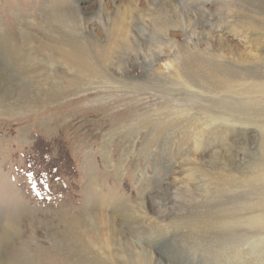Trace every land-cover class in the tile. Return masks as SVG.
<instances>
[{
    "label": "rangeland",
    "instance_id": "1",
    "mask_svg": "<svg viewBox=\"0 0 264 264\" xmlns=\"http://www.w3.org/2000/svg\"><path fill=\"white\" fill-rule=\"evenodd\" d=\"M242 1L220 0L218 5L206 3L204 7H209L206 15L213 20V24L210 19L207 22L209 29H217L225 14L233 16L227 19L232 21L239 19L238 11L245 6L255 10ZM260 1L250 0L249 3L262 5L260 10L264 12V1ZM99 2L0 0V22L18 42L16 25L19 17L43 23V19L50 16L44 13L56 5L60 9L67 8L65 11L71 5L82 6L86 13L92 14L95 10L92 7ZM189 2L188 8L195 12L194 0ZM139 9L147 12L148 8L143 4ZM135 12L131 11L134 15L131 31L144 40L143 35H151L153 31L145 19L142 30L137 31L142 18H138ZM175 27L177 48L185 46L189 39V43L196 39L190 36V32H182L178 23ZM239 28L235 27L234 32L224 35L231 45L242 38ZM129 48L125 54L130 60V71L120 77L111 76L109 82L69 85L70 91L54 95L51 100V94L44 93L43 85L31 87L28 96L34 99L18 105L20 85L14 84L11 89L9 105L5 103L0 108V229L5 223L9 228L13 227L7 243L9 251L17 248L18 264H102L100 259L70 249L66 244L68 239L61 238V233L67 232L66 225L74 222L83 225L86 219H96L97 213L102 211L107 215L124 212L136 219L150 217L163 228L157 241L168 248L169 254L151 248L155 260L168 255L180 264H264V257L253 259L256 251L246 257L237 252V247L228 249V243H231L228 239L215 241L188 230L186 226L174 228L170 225L176 216L184 219L189 212L202 211L226 200V197L195 196V200L185 203V208L175 209L172 200H178L176 195L180 192L175 182L185 178L189 157H205L204 161H207L208 155L216 150L219 151L214 155L216 160L222 155L221 151L230 149L236 139L243 138V135L245 139L251 138L258 135L259 130L252 123L248 127L237 124L231 127L232 130L224 131L221 122L208 117L218 112V103H208L215 98L198 90L195 95L191 94L190 89L174 82L180 76L172 69L163 71L158 68L164 76L154 74V80L148 81L145 78L147 70L136 62L131 63L133 55ZM249 50L254 59L260 57L263 61L239 64L227 48L214 57H200L209 60V67L216 72L226 71L234 75L249 69L251 75L258 71L263 77L264 47L256 49L253 46ZM68 76H63L65 79L57 77L67 83ZM159 121L174 123H165L159 132L155 131L156 136L149 134L153 127L159 126H153L154 122ZM250 147L252 149L246 154L239 150V162H247L256 144L252 141ZM181 190L184 198L190 199L193 192ZM252 190V187L238 188L236 194L246 195ZM195 193L200 191L196 189ZM158 202L163 203L162 213L157 210ZM120 218L115 216L117 224L124 235L130 237L132 233ZM135 237L137 244L132 248L138 252V243L146 245L145 237L143 234Z\"/></svg>",
    "mask_w": 264,
    "mask_h": 264
},
{
    "label": "bare ground",
    "instance_id": "2",
    "mask_svg": "<svg viewBox=\"0 0 264 264\" xmlns=\"http://www.w3.org/2000/svg\"><path fill=\"white\" fill-rule=\"evenodd\" d=\"M173 1L100 0L95 8L92 7L96 10L92 14L86 13L82 6L71 5L67 11V8L64 10L57 5L52 6L44 13L50 16L43 19V23L40 20H29V17H19L16 25L18 42L14 41L7 26L0 22V108L12 99L10 93L14 84L20 85L19 98L16 100L18 105L34 99L28 96L31 94V87L39 88L43 85L44 93L51 94V100L54 95H63L70 91L69 85L75 87L83 83L109 82L113 75L120 77L131 68L128 63L130 60L125 54L129 46L133 55L131 63L136 62L139 67L147 70L145 78L148 81L154 80V74L164 76L158 68H163V71L174 70L180 76L174 82L190 89L191 94L195 95V90H198L216 99L208 103H218V112L208 117L215 122H221L224 131L232 130L231 127L237 124L248 127L253 123L259 133L251 138L245 139L243 135V138L236 139L230 149L221 151L222 155L216 160L214 155L219 152L216 150L208 155L207 161H204L205 157H189V169L185 178L175 182L180 191L176 195L179 199L172 200L175 209L185 208V203L195 200V196L219 199L226 197V200L202 211L189 212L184 219L176 216L170 225L174 228L186 226L188 230L215 241L218 238L220 241L228 239V242L231 241L228 249L237 247V252L246 257L256 251L257 255L253 259L263 258L264 76H260L258 71L256 75H251L249 69L234 75L226 71L216 72L209 67V60L200 57H214L223 48H227L239 64H257L263 61L260 57L254 59L249 50L253 46L256 49L264 47V12L260 10L262 5H251L250 0H243V4L255 7V10H249L245 6L238 11L239 19L232 21L227 19L233 16L225 14L228 18H221V25H217V29L212 31L207 26L209 19L213 24L211 17L206 15L209 7L204 6L206 3L218 5L220 0H194L192 5L195 12L188 8L189 0H175V5ZM142 3L148 8L147 12L139 9ZM132 10L136 11L138 18H142L137 31L142 30L141 25L145 23V19L154 34L143 35L144 40L139 35L135 34V37L132 34ZM176 23L182 32H190V36L196 39L193 41L190 37L193 42L189 43V39L185 46L177 48L174 42L176 35L173 33L177 29ZM235 27H240L242 38L231 45L224 35L235 30ZM53 72L60 78L69 75L66 78L67 83L62 82ZM165 123L168 122H154L153 126H159L153 127L149 134L156 136ZM252 141L256 144L252 155L247 162H239V150L246 154V151L252 149ZM248 187L253 188L252 193L236 194L238 188ZM181 188L186 192H193L192 198H184ZM196 189L200 193H195ZM157 204L158 212H164L163 203ZM97 214L96 219L88 218L83 225L78 222L66 225L67 232L61 233V238L68 239L66 244L70 249L75 248L80 253L100 259L102 264H180L173 256L162 255L163 257L156 260L151 256V248L152 251L169 253L168 248L157 241L163 228L150 217L136 219L124 212L107 215L102 211ZM115 216H120L122 222L128 226V231L132 233L130 237L124 235ZM12 228L5 223L0 229V264H18L19 261L17 248L9 251L7 246ZM140 234L145 237L146 245L138 243L139 250L136 252L132 248L133 244H137L134 235L137 238ZM247 244L248 247H245Z\"/></svg>",
    "mask_w": 264,
    "mask_h": 264
}]
</instances>
